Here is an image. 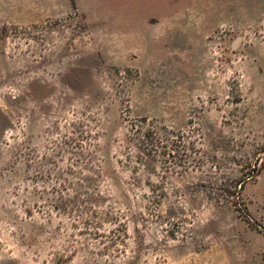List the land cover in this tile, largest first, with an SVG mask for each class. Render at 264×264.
Instances as JSON below:
<instances>
[{
  "label": "rangeland",
  "instance_id": "374dc122",
  "mask_svg": "<svg viewBox=\"0 0 264 264\" xmlns=\"http://www.w3.org/2000/svg\"><path fill=\"white\" fill-rule=\"evenodd\" d=\"M0 264H264V0H0Z\"/></svg>",
  "mask_w": 264,
  "mask_h": 264
},
{
  "label": "trees",
  "instance_id": "16d2710c",
  "mask_svg": "<svg viewBox=\"0 0 264 264\" xmlns=\"http://www.w3.org/2000/svg\"><path fill=\"white\" fill-rule=\"evenodd\" d=\"M147 136L145 135V138H146ZM147 140H149V139H147ZM245 181V180H244ZM244 181H241V183H240V186H241V189H242V187L244 186Z\"/></svg>",
  "mask_w": 264,
  "mask_h": 264
}]
</instances>
